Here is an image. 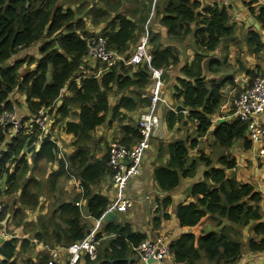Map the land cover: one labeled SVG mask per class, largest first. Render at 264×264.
<instances>
[{
  "label": "trees",
  "instance_id": "obj_1",
  "mask_svg": "<svg viewBox=\"0 0 264 264\" xmlns=\"http://www.w3.org/2000/svg\"><path fill=\"white\" fill-rule=\"evenodd\" d=\"M125 1L0 0V120L6 113H15L11 101L14 93L26 97L25 103L31 114L23 121L20 134H14L9 127L0 124V181H6V189H0V197L20 193L19 207L10 210L4 206L2 221L14 216L15 226H20L28 212L41 211L53 201L51 211L38 215L36 223L28 224L33 229V242L15 238L16 235L0 241V264H19V245L24 250L30 246L45 247L35 259H28L27 264H49L52 250L67 249L85 240L93 225L85 222L80 207L82 201L86 202L87 214L92 220L99 221L105 215L113 200L94 189L100 187L107 177L112 178L113 172L109 167L108 151L97 157L101 144L95 140L94 133L109 122L111 115L112 122L124 125L123 137L116 139L120 144L132 148L141 141L138 125L125 124L127 115L123 111L134 112L150 105V95L145 93L151 85L150 67L147 64L137 68L120 64L105 70L104 64L88 57L89 41L103 36L110 50L131 55L132 45L136 44L145 25H150L153 14L167 29L169 41L181 43L192 38L197 50L193 62L181 68L183 78L174 84L176 110L167 113L169 130L187 127L194 122L196 138L176 140L163 152L168 156L167 163L156 168L154 179L161 192L168 196L157 201L153 228L158 231L163 220L170 219L165 212L173 205L169 193L179 189L182 181L196 177L199 166L204 165L207 170L203 180L192 185L188 200L176 207L175 216L183 229L197 227L208 218L218 232L200 236L184 233L168 241L173 263L201 264L206 259L211 264H236L244 251L246 230L250 235L249 251L264 253L262 193L252 184L238 181L234 174L236 157L222 154L215 164V158L203 152L198 157L199 152L191 156L211 131L213 120L226 101L227 83L208 79V70L214 74L219 69L211 64L207 70L205 60L223 42L235 41L237 30L231 23L230 7L204 5L198 0H169L164 5L157 0L151 7L154 0H148V3L134 0L140 7L122 12ZM244 2L252 18L261 26V31L251 26L247 36L249 52L259 55L264 51V0ZM139 12L141 16L136 19ZM103 24L106 26L99 34L89 28L90 25L100 27ZM148 30L151 67L166 72L179 67L178 47L175 44L165 46L160 34ZM42 39L46 42L40 48L36 69L21 76L23 66L30 67L33 59L18 57ZM215 64L220 66V63ZM248 74V86H251L257 75L254 71ZM168 78L167 72L164 79ZM228 85L233 88L234 81ZM113 96L119 97L114 108L110 103ZM59 101L62 105L57 113L61 118L78 119V122L70 120L65 123L66 133L74 136L72 145L75 149L67 157L68 165L60 158V148L50 136L45 137L43 143L39 142L41 129L31 123L40 111L56 107ZM178 106L188 114L178 113ZM51 112L54 114L55 110ZM183 122L184 125H179ZM219 124L213 133L221 150L230 151L239 141L244 142L246 151L252 148L247 139L246 124L236 119ZM57 162L59 166L48 175L47 185L32 174L40 165L54 166ZM71 177L80 182L83 193L67 196L71 198L69 201H60L67 197L59 198L55 191L64 179ZM45 186L50 199L43 196ZM41 197L46 198L44 203L40 202ZM105 223L98 239L102 240L104 235L107 238L101 241L96 261L87 256L82 261L85 264H139L142 259L137 248L150 238L135 231L131 224Z\"/></svg>",
  "mask_w": 264,
  "mask_h": 264
},
{
  "label": "crops",
  "instance_id": "obj_2",
  "mask_svg": "<svg viewBox=\"0 0 264 264\" xmlns=\"http://www.w3.org/2000/svg\"><path fill=\"white\" fill-rule=\"evenodd\" d=\"M164 1L167 0H162V2ZM198 1H200L204 5L217 4L219 6L230 7L229 13L232 18L231 23L236 25L237 32H236L235 41L232 42L227 41L222 43L219 46V48L214 53L210 54L209 57L205 60V65L207 70L209 69V66L211 64H215V63L222 64V68H223L220 74L216 76L214 74L212 76L209 74V72L208 73L206 72L208 78L214 77L218 81L227 83L225 86L226 101L224 102L220 110V113L215 116L216 119H219V121H216L214 125H220L219 124L220 122H230V118H231V122H233L234 108L233 106H231L232 97L234 98L236 92L241 88L242 84L246 80L248 81L250 80V76L248 74L249 71H254L255 74L258 76L260 75V72L264 70V51L259 55H254L249 52L247 36L250 32L251 24L249 23V21L250 18H252V16L249 12V9L245 6V2H244L245 0H198ZM133 4L134 2L132 0H126L124 2V9L122 10V12H129V11L131 12L140 7L138 4L136 5ZM140 16L141 15L139 12L136 16V19H139ZM152 17L153 16H151V18ZM105 26L106 24L101 25L99 27V30L101 31L102 29L105 28ZM153 29L155 33L161 35L162 42L165 46H168L169 44H175L178 47L180 52V66L177 68H172L168 71L169 78L168 80H166V88L164 89V98L166 100V103L159 105V109H158L161 122L154 131V135L150 141L151 148L146 153L144 170L142 167L141 175L136 179L132 180V182L129 184L127 195L131 200H133L134 204L136 203L140 207L139 222L141 223V225L139 228L133 227V229L135 231H139L141 233L146 234L150 239H156L159 236H164L167 238L169 242H171L172 240L177 239L179 236H181L184 233H193L196 236H200L202 235L203 232H205V229L207 228V225L205 226V224L209 222L208 218H205L201 222V224L197 227L191 229H183L179 226V223L175 216L176 207L188 200L192 185L203 180V175L206 172L207 168L201 166L196 174V177H194L193 179L182 181V186L179 189L169 193V196H171V198L173 199V205L170 206L165 212L166 214L170 215V219L163 220L161 228L158 231H155L153 228L152 220L155 217V209L157 208V201L162 200L164 197L168 195L166 193L161 192V190L158 188V185L154 179V172L157 167H160V165L167 163L168 156L163 154V152L165 151V148L168 146L167 145L168 143H171L173 139L175 140L180 139V136L182 134L188 133L189 130L190 132L194 133V127H193L194 125H188L187 127L180 126L175 129L169 130L167 123V113L171 111L173 107H175V101L173 99V95H174L173 88L177 79L183 78V75L180 72L181 68L184 65L193 62L196 56V51H195L196 47L194 46V41L192 38H188L186 41H182L181 43H170V41H168L169 40L168 31L166 28L160 25L159 21H157L154 24ZM135 48H136V44L132 45L131 47L132 53L134 52ZM22 54L24 55L31 54L32 58L40 59V48L38 55H34L30 51H24L22 52ZM21 58L24 59L26 57H21ZM32 58H30V60H32ZM36 67H37L36 64L31 65L30 67H28V65H24L22 69L26 71L27 70L33 71L36 69ZM24 73L21 74L23 75ZM233 81H234V87L232 88V85L229 86L228 84H231ZM127 93L129 94V92ZM145 93L147 95H150V87ZM25 100L26 97H24L19 93H14L11 98L12 103L15 105L17 116L23 120L31 116L27 104L25 103ZM118 101H119V97L117 96L111 97L110 103L113 108L116 107ZM61 105H62V101H59L55 113L53 115V118L51 120L50 131L48 136H50L51 139L55 141L58 147L62 149V152L64 151L63 147H67L68 149L65 150L66 151L65 153L68 154V156L70 157L75 152V149L72 145L74 141V136L71 134H66L65 123L69 121L67 119L75 120L76 122H78V119L73 117L67 119L61 118L57 113ZM146 110L147 108L139 109L134 112L123 111L127 115L125 124L138 125V122L142 114L146 112ZM141 112L142 114L139 116V113ZM224 112H228L229 114L228 117L223 116ZM184 113L188 114V112H184ZM117 122L118 121L112 122L110 115L109 122L99 127L95 131L94 133V135L96 134L95 140H97L98 142L109 143L111 142V140H113L112 138H114L115 135H118V133L119 136L117 138H122L123 137L122 128L124 127V125L119 122H118L119 125H115L114 123ZM259 122H261L264 125V115L259 118ZM190 128H193V130ZM118 129L119 131H117ZM117 138H115V140ZM205 140H208L207 136L200 141L199 148L192 151L191 156H196L198 152L199 154L197 155V157L202 152L207 155H210L212 150L210 151L208 147H206V149H204L203 147ZM116 141H118L119 143L120 140H116ZM236 147H237L236 150H232V149L230 150V154H232L237 159V168L234 170V174L237 177L238 181L250 183L255 187L257 191L262 193L261 206L264 216V159L261 158L260 156L255 157L254 150L252 148L246 151L243 141L237 144ZM100 148L102 150V144L100 145ZM105 151L107 153V149ZM102 154L103 151L97 154V157L102 156ZM214 160L216 164L217 158ZM58 166H59L58 162L55 163L54 166H49L48 175L52 171H55L58 168ZM227 173L230 175L233 174V172H227ZM144 174H147L146 178H142V175ZM63 181H68L69 187L72 189V191L70 192L68 188L65 189L66 191L68 190L67 196H74L76 194L78 195L81 193L79 187H77V183L75 180L64 179ZM94 190L95 191L97 190V192H100L102 195L109 197L111 201L114 200L116 197V188L112 182V178L110 177H107L105 181L100 185V187L95 188ZM42 199L43 197L40 198V202L44 203L45 201L43 202ZM69 200H71V198L67 197L60 201H69ZM147 200L151 205H154L150 214H148L149 212L146 209ZM80 207L83 211L82 213L84 214L83 217L85 218V222L90 223L91 225H93V227L97 226L98 225L97 221L92 220V218L89 217L87 214L85 201H82L80 203ZM41 211L38 210L37 212H28L24 222L20 226H15L14 216L12 217V219L10 216V219H8L7 221L8 225H6L3 229L5 235L6 234L10 235L8 239L14 237V235H12V233L10 232L13 227L15 233L18 234L17 237L15 238L21 240L28 239L29 241L33 242V235H34L33 229L31 227H28V224L36 223L38 215H44L46 212L48 213L49 211H51L49 208V203H47L44 206L43 210ZM133 212L134 209L122 215L131 214L129 220L134 221L136 219V216L133 214ZM117 222H121L120 216ZM105 225L106 223L103 222L102 231ZM212 229H214L213 226L209 231H212ZM244 234H245L244 251L241 259L236 264H264V253L250 252L247 247V242L250 237L248 230H246ZM103 238L106 239L107 236L104 235ZM0 241H4L1 235H0ZM30 247L33 250H35V257L32 259H35L38 253L45 250V247L39 245L37 247H32V246ZM18 248H19V254L20 252L25 253L26 250L24 251L21 245H19ZM67 258H68L67 250H62L60 253L59 264H67L66 263ZM23 259L24 261H26L27 264V261L28 259H30V256L28 254H24ZM80 264H85V262L82 261ZM139 264H143V262L141 261L139 262ZM162 264H174V263L173 260H171L170 258L165 260Z\"/></svg>",
  "mask_w": 264,
  "mask_h": 264
},
{
  "label": "built area",
  "instance_id": "obj_3",
  "mask_svg": "<svg viewBox=\"0 0 264 264\" xmlns=\"http://www.w3.org/2000/svg\"><path fill=\"white\" fill-rule=\"evenodd\" d=\"M88 57L91 60L104 64L106 66L105 70L112 69L120 64L134 68L147 64L150 67L151 79V102L138 122V128L142 137L141 141L132 148H127L118 142L111 143L109 147V167L113 172L112 181L116 188V197L109 204L106 215L98 222V229L102 225L101 221L105 222V218L109 213L124 214L134 208V202L128 197L127 190L132 180L141 175L146 153L151 148L150 141L154 135V131L161 122L158 109L159 105L166 103L164 98V89L166 88L164 75L168 71L151 67L152 56L150 54L149 30L144 32L142 37L139 36L136 48L133 53L131 52V55L120 54L110 50L107 39L103 36H98L89 41ZM248 82L246 80L242 84V92L233 100L234 119L247 125V139L252 145L255 157L260 156L264 158V125L259 122V118L264 115V71L255 79L251 86H248ZM53 107L40 111L38 117L31 120V123H34L41 129V142L49 134L51 120L54 115L51 111L55 110ZM216 121H219V119L215 117L213 123ZM0 124L1 126H11L16 134L23 130L22 120L13 113H6L0 120ZM62 153V149L60 148V158L64 159L68 165V156ZM71 179L76 181L77 187L83 192L80 182L73 177ZM3 209L4 207L0 203V214ZM3 234L1 235L2 239L10 237L9 234L5 235L4 232ZM101 241L95 233L89 235L87 240L75 244L70 249L71 254L67 249L68 258L66 259V263L76 264L82 255L96 260L98 257L96 248H99ZM62 250L64 248L52 250V262L49 264L55 262L59 264ZM137 251L144 264H149L150 259L154 261L152 264H162L165 260L170 259L169 242L164 236L144 242L137 248Z\"/></svg>",
  "mask_w": 264,
  "mask_h": 264
},
{
  "label": "rangeland",
  "instance_id": "obj_4",
  "mask_svg": "<svg viewBox=\"0 0 264 264\" xmlns=\"http://www.w3.org/2000/svg\"><path fill=\"white\" fill-rule=\"evenodd\" d=\"M133 2H134V4L133 5H135L136 3H138L139 2V0H138V2H136V1H134V0H132ZM169 0H167V1H164V2H162V0H160V4L161 5H164L166 2H168ZM143 2H146V3H148V0H143V1H141L140 0V2L139 3H143ZM92 5H95L96 7H98L99 5L97 4V3H95V2H90ZM157 3V0H154V2H153V4H151V7L154 5V4H156ZM139 5V4H138ZM140 6V5H139ZM155 14H153L152 16V18L150 17V25L148 26V24L147 25H145V28L144 29H142L141 30V32H140V37H142V34L144 33V32H146L147 30H148V28H150L151 30H154L153 29V27H154V24L158 21V19H156V16H154ZM144 27V26H143ZM89 28L91 29V31L93 32V33H95V34H99L100 33V30H99V27H94V26H89ZM169 41V40H168ZM45 42H46V40L45 39H42V40H40L33 48H31V49H28V50H26V51H30L32 54H34V55H38V53H39V48H41L44 44H45ZM225 42H227V41H225ZM170 43H174V42H171L170 41ZM224 43V42H223ZM39 45V46H38ZM39 47V48H38ZM32 50V51H31ZM195 51H196V54H197V50H196V48H195ZM214 53V52H213ZM210 54H212V53H210ZM210 54H208L207 55V58L209 57V55ZM21 57H27V58H32V56H31V54H28V55H24V54H20V56L18 57L19 59H21ZM33 60L31 61V65H34V64H38V61H39V59L38 58H32ZM213 67H215V68H218L219 69V71L218 72H216V73H214V75L216 76V75H219L220 74V72L223 70V68H222V64H220V66L219 65H216V64H214L213 65ZM26 70H23V69H21V71H20V73H24ZM29 70H27L26 72H28ZM264 71V70H263ZM263 71H261L260 72V74H262L263 73ZM25 72V73H26ZM208 72H209V74L210 75H212L213 76V73L211 72V71H209L208 70ZM207 72V73H208ZM24 73V74H25ZM23 74V75H24ZM22 74H21V76H23ZM208 77V76H207ZM210 77V76H209ZM208 79H214V80H217L216 78H214V77H210V78H208ZM229 87V86H228ZM242 92V88H240L237 92H236V94H235V96H234V98L232 97V100H231V102H232V104H231V106H233V100L234 99H236L238 96H239V94ZM234 108V107H233ZM142 114V112L141 113H139V116ZM228 112H224L223 113V116H225V117H228ZM67 120H69L70 121V119H67ZM230 120H231V118H230ZM66 122V121H65ZM115 125H119V123L117 122V123H114ZM113 124V125H114ZM179 125H184V122L183 123H180ZM189 125H196L194 122H191V123H189ZM216 126L217 125H213V127L211 128V131L208 133V135H207V139L208 140H205V143H204V145H203V147H204V149H206V147H208L209 149H210V151H211V153H210V155L213 157V158H217L218 156H220V155H222V154H230V151H224V150H221L219 147H218V145L216 144V142H215V140L213 139L214 138V130L216 129ZM190 129H192L193 130V128H190ZM117 131H119V129L117 130ZM67 134V133H66ZM96 135V134H95ZM95 135H94V137H95ZM119 136V133H118V135H115V137L114 138H112L113 140H111V142H109V143H106V142H99V144H102V150L100 151V152H98V154L99 153H101L102 151H103V153H106V149H107V151L109 150V146L111 145V143H114V142H116V140H115V138H117ZM191 138V139H193V138H196V134L195 133H193V132H190V130L188 131V133H186V134H182L181 136H180V139H178V140H187V138ZM97 141V140H96ZM176 140L175 139H173L172 141H171V143H173V142H175ZM98 142V141H97ZM240 142H242V141H239L237 144H239ZM170 143H168L167 145H169ZM236 144V145H237ZM236 145L234 146V148L232 149V150H236ZM64 149V151H63V155H67L68 156V154H66L65 152V150L66 149H68L67 147H63ZM129 148H131V147H129ZM207 155V154H206ZM146 159V158H145ZM215 161V160H214ZM144 162H145V160H144ZM201 166H203V167H205L204 165H200L199 166V169H200V167ZM143 170H144V163H143ZM48 173H49V166H47V165H40L39 166V168L37 169V170H35L32 174L34 175V176H36L37 177V179L39 180V181H41L43 184H45V185H47L46 184V179H47V177H48ZM147 177V174H144V175H142V178H146ZM113 182V181H112ZM245 183H247V182H245ZM66 188H68L69 189V192L70 191H72V189L69 187V182L68 181H62V183H61V186H60V188L59 189H57V191H55V195L57 196V197H61V196H64V197H67V195H68V190L66 191L65 189ZM0 189L2 190V191H4L5 189H6V183H5V179H2L1 181H0ZM19 194L20 193H17L16 195H14V196H11V197H8L7 195H3V196H1L0 197V203H2V205L3 206H5V207H9V209L10 210H16L18 207H19V204H18V201H19ZM167 194V193H166ZM168 195V194H167ZM43 196H45L46 198H51V196H50V194H49V190H48V187L47 186H45V189H44V195ZM46 198H43L42 199V201L44 202V201H46ZM153 207H154V205H151L149 202H148V200H147V202H146V209H147V211L149 212L148 214H150L151 213V211H152V209H153ZM49 208H50V210L51 209H53V201H49ZM134 212H133V214L136 216V219L133 221V220H129V217H130V215L131 214H128V215H122V214H118V217L120 216V218H121V222L124 224V223H129V224H131L134 228H139L140 227V225H141V223L139 222V214H140V207H139V205L138 204H134ZM85 213H86V210H85ZM209 221V220H208ZM207 225V228L205 229V232H203V233H207V234H211L212 232H214V231H216V232H218V230L213 226V224H211V222H207L206 224H205V226ZM13 226H14V224H13ZM212 226L214 227V229H212V231H209L211 228H212ZM92 229H93V227H92ZM91 229V230H92ZM3 230V229H2ZM209 231V232H208ZM2 232H4V231H2ZM8 232H9V229H8ZM11 233H12V235H18V234H16L15 233V230L13 229V227H12V229H11V231H10ZM246 249V248H245ZM24 250V249H23ZM25 251V250H24ZM24 254H28L29 256H30V258H34L35 257V250H33L31 247H29V249H27L26 251H25V253H21L20 252V254H19V256H18V262H19V264H26V261H24V259H23V255ZM201 264H210L206 259H203L202 261H201Z\"/></svg>",
  "mask_w": 264,
  "mask_h": 264
},
{
  "label": "bare ground",
  "instance_id": "obj_5",
  "mask_svg": "<svg viewBox=\"0 0 264 264\" xmlns=\"http://www.w3.org/2000/svg\"><path fill=\"white\" fill-rule=\"evenodd\" d=\"M264 159V158H263ZM107 212V211H106ZM2 214H3V210L1 211V214H0V235H4L3 234V232H1V231H3L2 229H4V227L6 226V225H8L7 224V221H2ZM105 215H106V213H105ZM104 215V216H105ZM100 221V220H99ZM99 221H97V223L99 222ZM102 222V225H103V221H101ZM102 225L100 226V228H98L97 229V226H94L93 227V229L91 230V232H90V235L91 234H93V233H95L96 234V236H97V238H98V234H99V232L102 230ZM88 238V237H87ZM87 238L85 239V240H87ZM85 240H83V241H81V242H84ZM80 242V243H81ZM79 243V242H78ZM77 244V243H76ZM75 245V244H74ZM74 245H72L71 247H69L68 248V251H69V253H70V249L74 246ZM97 249V252H98V250H99V248L97 247L96 248ZM57 254H59V253H57ZM71 254V253H70ZM84 258V255H82V256H80V258H79V260L77 261V263L76 264H80L81 263V261H82V259ZM72 259H73V255H72ZM91 261H96L95 259H91V258H89Z\"/></svg>",
  "mask_w": 264,
  "mask_h": 264
},
{
  "label": "water",
  "instance_id": "obj_6",
  "mask_svg": "<svg viewBox=\"0 0 264 264\" xmlns=\"http://www.w3.org/2000/svg\"><path fill=\"white\" fill-rule=\"evenodd\" d=\"M249 23L251 24L252 27H254L257 31H261V26L253 19V18H250V21ZM177 112L178 113H181V112H185V109L181 106H178L177 107ZM119 219L118 215L115 214V213H109L107 215V217L105 218V222L107 223H110L112 221H117ZM154 261L153 259H150L149 260V264H152Z\"/></svg>",
  "mask_w": 264,
  "mask_h": 264
},
{
  "label": "clouds",
  "instance_id": "obj_7",
  "mask_svg": "<svg viewBox=\"0 0 264 264\" xmlns=\"http://www.w3.org/2000/svg\"><path fill=\"white\" fill-rule=\"evenodd\" d=\"M258 76H259V75H258ZM258 76H257V77H258ZM56 107H57V106H56ZM56 107H55V110H56ZM173 109H174V107H173ZM175 110H176V109H174L173 111H175ZM13 114H15V115L17 116L16 111H15V113H13ZM17 117H18V116H17ZM18 118H19V117H18ZM19 119H21V118H19ZM21 120H22V124H23V121H24V120H23V119H21ZM3 127H9V129H10L14 134H16V133L14 132V130L12 129L11 126H3ZM23 128H24V124H23ZM22 131H23V130H22ZM22 131H21V132H22ZM21 132H20V133H21ZM20 133H18V134H20ZM48 135H49V134H48ZM48 135H47V136H48ZM44 140H45V139H44ZM44 140H43V141H44ZM43 141H42V142L39 141V142H40V143H43ZM109 147H110V146H109ZM108 153H109V150H108ZM82 193H83V192H81L80 194H82ZM1 204H2V203H1ZM3 207H4V206H3ZM103 240H105V239L102 238V241H103ZM100 244H101V243H100ZM67 249H68V248H67ZM67 249L64 248V250H67Z\"/></svg>",
  "mask_w": 264,
  "mask_h": 264
}]
</instances>
